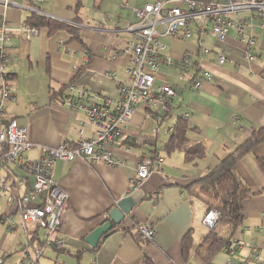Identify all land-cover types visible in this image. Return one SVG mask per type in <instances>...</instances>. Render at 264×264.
Listing matches in <instances>:
<instances>
[{
  "label": "crops",
  "instance_id": "obj_1",
  "mask_svg": "<svg viewBox=\"0 0 264 264\" xmlns=\"http://www.w3.org/2000/svg\"><path fill=\"white\" fill-rule=\"evenodd\" d=\"M13 1L5 5L0 0V26L3 23L9 29L13 46L8 71L15 100L5 104V115L16 118L25 127L31 143L25 158L36 159L41 146L76 147L81 139L95 136L97 124L89 119L84 108L73 106L74 97L83 89L96 96L92 100L95 103L102 104L105 97L111 98L109 106L113 107L119 86L128 82L127 48L135 40V32L128 26L137 22L131 8L153 0H80L79 4L78 0ZM161 1L167 5L178 2ZM32 13L78 26L81 40L73 39L62 29L49 35L46 28H39L36 35L27 39L21 26ZM230 16L235 20L251 19L248 29L254 44L249 49L233 29L224 40L214 38L207 18L190 22V34L185 38L162 33L158 36L165 45L162 54L170 56L172 63L160 61L153 86L170 83L175 94L168 110L160 104L135 107L121 137L110 144L121 165L109 166L86 158L55 162L52 176L68 193L61 225L55 232V237L62 238L65 244L62 248L44 247L38 264H145L147 259L152 264H237L246 255L250 242H261L264 175L255 156L264 157V141L235 164L239 176L257 192L242 201L244 219L231 238L241 240L235 253L229 254L224 246L208 261L198 255L196 249L211 229L202 222L207 205L186 189L264 125V26L248 11ZM183 52L189 56L187 68L179 61ZM249 52L254 55L251 60L247 58ZM219 55L226 57L221 64L217 62ZM204 70L211 77L194 88L192 80ZM78 71L79 76L74 78ZM69 83L73 89L66 87ZM178 116L187 118L189 142L205 146L202 159L186 163L182 151H165L163 145ZM119 143L129 149L120 148ZM143 156L161 160L135 187L137 165ZM136 189L143 191V197L119 227L114 225L104 233L96 246L87 244L86 236L106 221L110 208ZM0 224L5 231L0 247L6 233L16 229L23 240L14 248L16 259L7 262L6 257L0 256L2 264H12L24 254L25 240L16 226L18 216L12 228L1 218ZM140 225L154 229L153 240L139 238ZM35 230V243H42L44 230ZM185 235L191 237L186 260L182 254Z\"/></svg>",
  "mask_w": 264,
  "mask_h": 264
},
{
  "label": "built area",
  "instance_id": "obj_2",
  "mask_svg": "<svg viewBox=\"0 0 264 264\" xmlns=\"http://www.w3.org/2000/svg\"><path fill=\"white\" fill-rule=\"evenodd\" d=\"M5 5L14 3L13 0H1ZM137 22L128 26L135 32V40L130 42L127 51L130 52L129 65L126 68L128 82L119 86V97L110 108L111 98L105 97L102 104L92 100L96 96L89 95L80 89L76 93L74 107L84 108L89 119L97 124L95 136L81 139L76 147L65 144L58 146H41L40 155L36 159H26L25 152L31 146L27 139L26 129L16 118L6 117L5 104L15 100V93L9 83L8 60L13 52L10 42L9 29L0 26V203L4 208L0 218L8 228L15 225L18 216L20 234L24 238L23 257L12 264H38L44 247L62 248L65 241L55 237L62 221L64 204L68 198L66 190L53 178L52 170L57 160H74L86 158L100 161L109 166L121 165V159L114 156L110 144L121 137L123 129L130 122L135 107L144 104L153 107L160 104L165 110L169 109L172 96L175 94L173 85L162 82L153 86L154 78L159 69L160 61L172 63V59L162 52L165 45L158 36L166 34L169 37L185 38L190 34L188 24L207 18L211 22L210 34L217 40H224L233 29L240 40L249 49L254 44V37L248 29L250 18H231V13L248 11L251 17H257L264 26V0H178L167 5L161 0L146 2L142 7H132ZM162 27V30L159 29ZM21 30L29 39L36 35L38 28L29 23H23ZM207 51V49H204ZM248 59L254 55L247 53ZM184 67L189 66V56L183 52L179 58ZM226 57L219 55L218 63H223ZM211 74L204 70L200 76L192 80V86L199 88L202 82L209 79ZM69 89H73L70 84ZM187 114H185V117ZM120 148L129 149L119 143ZM160 158L143 156L136 169L138 187L141 180L146 178L154 163ZM221 217L218 209L207 205L202 222L212 228ZM30 225L33 228H30ZM36 228L44 230L42 243H35ZM260 243L250 242L248 251L237 264H264V227ZM138 235L142 241H151L155 231L148 225L138 226ZM241 246V240L233 238L225 250L235 253ZM3 258L0 257V264Z\"/></svg>",
  "mask_w": 264,
  "mask_h": 264
},
{
  "label": "trees",
  "instance_id": "obj_3",
  "mask_svg": "<svg viewBox=\"0 0 264 264\" xmlns=\"http://www.w3.org/2000/svg\"><path fill=\"white\" fill-rule=\"evenodd\" d=\"M79 2L81 1L78 0L77 4ZM25 23H29L38 29L46 28L49 35L62 29L67 31L73 39L81 40L78 26L46 15L32 13L25 19ZM79 74L78 71L74 78L78 77ZM8 76L10 77V74ZM70 84L72 83H69L68 86ZM63 87L66 88L65 86ZM58 92H61V90ZM188 129L187 118L178 116L171 126V133L167 141L163 145L165 151L168 153L173 150L182 151L186 163L202 159L206 154L203 144L189 142L186 135ZM262 141H264V125L254 130L252 135L219 159L216 164L209 167L193 183L186 186L190 195L202 200L206 205L215 207L221 213L217 224L207 232L196 249V252L204 261H208L216 251L227 246L231 241L232 234L242 224L244 219L242 201L257 193L256 191H252L239 176L235 164L243 155L249 153L255 145ZM255 159L264 175V157L255 156ZM116 226L119 227V225ZM190 243L191 237L185 235L182 241L184 260L189 256L188 247ZM145 264H152V262L147 259Z\"/></svg>",
  "mask_w": 264,
  "mask_h": 264
},
{
  "label": "water",
  "instance_id": "obj_4",
  "mask_svg": "<svg viewBox=\"0 0 264 264\" xmlns=\"http://www.w3.org/2000/svg\"><path fill=\"white\" fill-rule=\"evenodd\" d=\"M143 191L140 189L133 190L128 195L120 198L116 204L110 208L107 213V220L95 227L85 238L90 246H96L100 237L109 231L114 225H118L125 215H127L133 206L141 200Z\"/></svg>",
  "mask_w": 264,
  "mask_h": 264
},
{
  "label": "rangeland",
  "instance_id": "obj_5",
  "mask_svg": "<svg viewBox=\"0 0 264 264\" xmlns=\"http://www.w3.org/2000/svg\"><path fill=\"white\" fill-rule=\"evenodd\" d=\"M4 205L0 203V212L3 210ZM5 234L4 226L0 224V239L2 235ZM23 242L22 238L19 236V231L16 229L12 233H6V236L3 240L2 246L0 247V256L3 255L6 257V261H12L16 259L17 254L14 252V248H18L16 243Z\"/></svg>",
  "mask_w": 264,
  "mask_h": 264
}]
</instances>
